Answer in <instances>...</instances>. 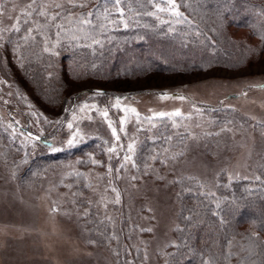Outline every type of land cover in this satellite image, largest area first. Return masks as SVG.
Returning a JSON list of instances; mask_svg holds the SVG:
<instances>
[{"label": "rangeland", "instance_id": "obj_1", "mask_svg": "<svg viewBox=\"0 0 264 264\" xmlns=\"http://www.w3.org/2000/svg\"><path fill=\"white\" fill-rule=\"evenodd\" d=\"M125 3L130 1L125 0L121 7L125 8ZM0 4L5 5L4 15L0 16V29H4L15 23L27 0H0ZM95 7L88 5L84 10ZM113 13L117 12L113 9ZM112 18L101 19H107L112 27L116 24ZM29 26L38 27L36 23L22 24L18 33H2L0 70L4 68L7 74L0 75V89L4 95H12L5 87L8 82L24 78L19 67L26 55L32 54L35 64L46 65L49 72L52 55L58 57V49L73 35L83 36L75 26L66 25L60 37H55L56 29L49 28L39 35L33 33L34 40H26L24 29ZM11 35L16 39L13 43L9 42ZM47 36L53 38L48 40ZM236 36L243 38L242 33ZM38 39L41 42L36 44ZM248 40L257 46V51L245 66L237 69L151 73L141 78L75 83L77 90L126 92L131 96L120 99L119 106L111 97L88 94L83 98L54 140L43 143L38 157L59 151L79 153L73 154V159L48 164L38 182L19 183L14 172L0 163V264H166L173 247L165 245L177 244V180L197 179L211 190L222 176L229 181L258 180L264 169V51L255 39ZM15 69L18 74L9 76ZM65 96L63 109L69 104ZM176 110L181 116L157 115ZM2 115L8 118L6 111ZM121 119L125 120L123 125ZM39 120L38 131L42 132L50 120ZM49 123L46 126L53 128L54 124ZM110 123L120 136L119 142L112 135ZM121 127L125 132L120 131ZM7 128L11 139L16 140L19 135L20 145L29 141L23 139L25 135ZM169 136L170 141L165 139ZM133 139L134 158L142 170L129 165L118 174L115 169L122 159L107 150L116 145L122 157L124 151L119 145L126 149ZM164 148L168 149L165 156L180 151L184 155L166 165L150 159ZM118 175L122 178L117 179ZM133 175L139 178L133 181ZM111 188L119 192V204L114 203L116 194ZM104 226L112 233L119 229L121 237L113 239L111 235L103 246L97 230L102 232ZM146 228L152 231H141Z\"/></svg>", "mask_w": 264, "mask_h": 264}, {"label": "trees", "instance_id": "obj_2", "mask_svg": "<svg viewBox=\"0 0 264 264\" xmlns=\"http://www.w3.org/2000/svg\"><path fill=\"white\" fill-rule=\"evenodd\" d=\"M128 1L125 12L129 27L123 26L118 13L111 16L116 19L115 26L109 27L108 20L101 19L106 16L101 11L96 23L103 28L92 33L100 44L82 38L70 40L58 49V57L52 55L49 72L46 65L35 64L32 54L26 55L19 67L24 78L5 83L12 95H4L0 89V163L14 172L19 183L38 182L48 164L76 157L73 154L78 150L42 157L38 154L43 143L54 140L88 94L103 92L105 95L96 96L114 99L131 96L126 92L77 90L75 83L141 78L151 73L237 69L257 51L248 37L264 49V0H176L178 10L190 21L184 24H176L168 11L158 13L159 19L144 15L155 11L146 0ZM92 4L96 6V0L88 5ZM162 21L171 22L174 30L169 31V23ZM239 33L243 38L236 36ZM15 40L11 35L9 42ZM40 42L38 39L36 44ZM0 71L2 76L6 73L4 68ZM16 74L15 69L8 75ZM64 94L69 104L63 109ZM5 111L8 118L2 117ZM40 117L49 119L54 127L48 128V122L39 132ZM7 127L25 135L23 139L29 140L26 145L19 144V135L11 139ZM174 186L179 202L177 228L181 231L175 232L179 247L170 252L174 255L168 254L167 264H201L199 254L213 259L214 264H264V169L258 180L229 181L222 176L211 190L197 179L183 178ZM100 230L97 238L103 246L111 235H122L119 229L112 233L108 226ZM189 248L197 254L190 253ZM229 253L234 254L230 259L226 258Z\"/></svg>", "mask_w": 264, "mask_h": 264}, {"label": "snow or ice", "instance_id": "obj_3", "mask_svg": "<svg viewBox=\"0 0 264 264\" xmlns=\"http://www.w3.org/2000/svg\"><path fill=\"white\" fill-rule=\"evenodd\" d=\"M125 0H96V7L93 8L90 11H83L84 8L88 6L89 3H92V0H27V4L24 6V8L21 10L20 15L15 17V23L10 28H4L0 29V41L3 40V32H13L18 33L21 31V25L22 24H33L36 23L38 25L37 28H32L31 26L24 29V32L27 33V35L24 36V39H35V36L32 35L33 33H36L37 35L41 34V30H47L49 28L56 29L55 31V37H60L61 33L66 30V25H73L77 28L78 31L83 33L82 37H77L76 35H73L72 39H85L90 40L93 44H100L101 41L96 38L95 35L92 33L102 30L103 26L99 23H96L99 16L101 9H103V12L106 14V18L111 17L113 15V9L115 12L118 13V19L123 22V26L125 28L129 27V24L127 22V14L125 12V8L121 7V4L124 3ZM162 3H164L165 7H160L159 3H156L155 0H146V3L152 4L155 11H146L143 14L148 16H155L157 19H159L158 13L168 11L171 13L173 17H175V23L176 24H184V23H190V21L187 20L186 17H184L183 13H181L178 10V5L176 4V0H161ZM109 5H111V8H109ZM5 5L0 4V16L4 15V9ZM131 11V9H129ZM140 14V13H138ZM11 19V17H9ZM42 21V23H41ZM112 23H116V19H113L111 21ZM162 23H169V31H173V27L171 26V22L169 21H162ZM53 37L47 36L48 40H51ZM264 39V37H262ZM0 46H3L0 44ZM45 51H48V48H45ZM264 51V49H262ZM96 95H105L103 92H98ZM164 97V94H162V98ZM179 99H184L183 97H178ZM121 98L117 97V106H119V101ZM6 102V101H5ZM132 112H136L135 109H131ZM104 115L107 116V111L104 112ZM160 118H164L165 116H181V112L179 110H176L173 113H165L160 112L157 114ZM145 119H152V118H145ZM18 123V121L16 122ZM121 125L125 123L124 119H121L120 121ZM69 128H72V124H68ZM109 127L112 128V135L115 137V140L119 142L120 136L117 134L116 128L112 127V124H109ZM152 127H155V125H152ZM121 132H125L124 127H121ZM137 131H143V129H137ZM31 135V134H29ZM166 140L170 141L171 137H166ZM182 142V141H181ZM69 145H72L73 141H68ZM155 143V140L153 141ZM122 151H124V155L121 157L120 153L116 150V145H113L112 147L108 148L109 153L115 154L116 158L122 159V163H120L119 167L115 169V171L119 174L122 170H126L129 165H131L132 169H136L137 171L142 170L141 166L138 165L137 159L134 158L136 156V141L135 139L132 140V142L128 143L126 145V149L124 145H119ZM168 151L167 148H164L162 152H158L150 159L153 161H159V163L166 165L169 160L175 162L183 157L184 152L180 151L175 154H172L171 156H165L164 154ZM161 156H164L163 159H161ZM112 157L110 156V159ZM95 163V161H93ZM146 163V161L144 162ZM109 175L112 172V168H108ZM146 174V173H145ZM122 176L118 175L117 179H121ZM139 177L133 175L130 177L131 180L135 181ZM112 192L116 194L114 203L119 204L120 203V194L115 188L110 189ZM104 207H107V204L104 205ZM53 211H56L54 208ZM111 220V218H108ZM141 231H148L151 232V228L141 229ZM176 231H181V229L177 228ZM113 239H117V237L113 236ZM165 247H173L178 248L179 245L175 242H169L165 245ZM190 253H194L191 248L188 249ZM174 255V254H169ZM201 256V264H214L213 259L205 258L203 254H199ZM234 254L229 253L226 258H231ZM188 259H191V256L187 257ZM145 259H147V256L145 255ZM167 264V262H166ZM239 264H243V261H240Z\"/></svg>", "mask_w": 264, "mask_h": 264}]
</instances>
